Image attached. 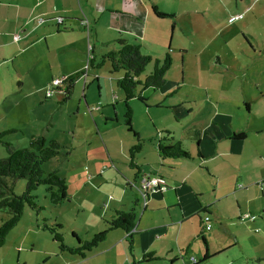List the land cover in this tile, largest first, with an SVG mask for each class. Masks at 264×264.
Masks as SVG:
<instances>
[{"label": "rangeland", "instance_id": "374dc122", "mask_svg": "<svg viewBox=\"0 0 264 264\" xmlns=\"http://www.w3.org/2000/svg\"><path fill=\"white\" fill-rule=\"evenodd\" d=\"M156 1L165 10L193 8L201 13L194 14L193 21L180 22L172 36L171 26L174 20L169 18L157 20L155 26L147 29L149 35L155 36V42L157 39L165 43L161 48L148 43L149 49L156 53L160 51L158 55L160 61L165 50H168L167 42L171 43L174 50L172 65L165 73V84L157 90L139 87L138 96L129 101L132 110L131 126L137 133V138L139 136L141 143L145 144L147 155L150 156L151 152L148 150L152 148L150 139L155 142L157 140L158 133L154 132V135L149 137L151 131L155 130V126H167L170 129L183 126L182 124L176 126L172 112L170 113L171 109L166 108L165 105L170 102L168 99L170 93H166L167 86L173 92L172 96H177L174 92L178 85L175 86L174 82L186 85L189 89L192 88L191 92L194 93L195 99L200 97L199 89L209 90V96L212 99V104L206 107L200 106L201 102L198 101L196 106L190 107L188 115L180 117V123L191 118L194 120L208 118L216 112L217 105L221 104V108L226 107L232 115L234 119L232 124L239 126L238 128L248 135L244 153L250 157L253 149H257L258 152L264 149V100L263 102L257 101V98L264 92V0ZM241 7H248V12L245 13L247 10L244 11ZM240 10L244 11L243 18L238 20L240 27L226 29L222 35L227 40L223 45V52L217 51L216 43L218 42L216 40L208 46L206 39L213 33L212 23L219 21L222 24L228 20V16ZM194 24L196 26L192 31L186 29ZM200 25L207 29L197 28ZM117 26L125 29L128 25L122 22ZM100 31L101 29L99 33ZM122 32L123 38L121 39L127 38L128 42L134 41L133 37L126 33L127 31ZM117 34L118 31L115 30V35ZM140 39L137 38V40ZM90 42L93 43L92 40ZM43 45V39L33 43L32 48L20 54L13 63L11 62L12 57L5 63H1L3 59L0 57V133H3L0 136V159L6 156L2 141L9 142L13 148H24L28 146L32 135H42L47 141L56 140L61 146L59 154L44 162L41 168L44 173L56 170L58 175L65 179L67 198L57 205H52L45 187L37 186L32 194L35 196L36 204L43 209L37 214L27 206L24 208L17 225L11 228L5 237L6 244L1 247L2 253L7 251L12 259L8 260L3 255L0 257L2 258L0 264H20L18 262L24 257L37 262L42 256L41 251L49 255L50 260L46 264H78L83 259L79 255L59 251L57 243L52 240L51 234L42 228V224L45 222L62 225L63 228L60 231L64 242L73 245L75 240L71 236L72 232L82 240L90 238L92 234L104 229L103 220L108 219L113 212L112 206L124 204V200L127 202V199L135 195V191L132 190L130 193L124 182V178L133 180L135 169L128 165L129 147L123 145L121 135L131 140L135 138L126 131L123 125V93L116 85L119 72H112L106 63L97 69H91L90 66L87 68L86 55L78 54L79 52L75 51L77 46L67 50L64 56L63 52H43ZM179 48H186L187 52L181 54ZM13 50L11 45H6V56L12 55ZM103 53L98 52L96 59ZM181 55L185 57L183 63ZM158 56L153 58H158ZM27 57L35 58V61L31 62L33 70L25 76L23 85L20 86L21 79L16 77L13 71L19 66V70L25 72L29 63H25L23 59ZM51 59L56 65L58 62H66L64 66L55 68L56 71L51 75L52 79L61 78L60 74L66 68L80 67L79 72L85 70L84 75L73 74L76 79L72 94L65 101H61L63 85L62 88H53L52 95L48 98H45L46 85L41 87L37 85L38 82L44 80L38 71ZM210 59L215 67L206 66V61L210 62ZM17 60L24 62L18 64L20 62ZM228 64L238 71L229 68ZM152 66L151 61L140 79L150 72ZM95 76H98V79H95ZM110 81L119 91V101L112 97L109 89ZM161 88L165 89L163 95L159 94ZM144 89L146 96L142 94ZM182 90L184 91V88ZM262 97L264 98V94ZM152 103H159L161 107L149 105ZM247 103L250 105L248 112L245 110ZM148 106L153 107L149 112L146 109ZM167 110L169 113L165 114ZM247 119H250L248 126L245 125ZM228 123L225 121V124ZM259 129L261 131L256 133L255 130ZM174 132L176 139L173 141L182 142L177 138L180 131L175 130ZM181 138L183 140L181 145L186 149L189 146V139ZM193 143L195 145V141ZM25 184V179H17L12 187L13 193L21 194ZM126 206L131 208L130 203ZM4 218L6 214L0 211V222ZM231 218L213 223L211 230L203 233L207 239L205 243L197 234L190 241L186 254L184 253L186 247L181 250V253L175 248L173 256L176 259L173 262L170 261L171 257L166 259L161 256L148 263H142L139 258L135 264H187L190 262V256L196 258L197 264L262 263L264 259L260 261L258 254L261 247H264V243L259 239L258 232L260 228L261 232H264V221L257 219L258 224L253 225L248 220H237L234 216ZM256 227L259 228L258 232H256ZM111 232L123 233L121 229L111 230ZM210 232L218 235L209 236ZM13 244L20 246V252L15 251L16 247ZM207 247L208 258L202 260ZM220 247L224 249L216 251ZM30 249L32 250L29 251ZM95 250L94 248L86 253L88 258L82 264H111L103 260L97 263L91 260L89 257ZM130 256L132 258L131 254ZM116 262L120 263V258Z\"/></svg>", "mask_w": 264, "mask_h": 264}, {"label": "crops", "instance_id": "0c3cea01", "mask_svg": "<svg viewBox=\"0 0 264 264\" xmlns=\"http://www.w3.org/2000/svg\"><path fill=\"white\" fill-rule=\"evenodd\" d=\"M151 6H154L159 12L172 15L173 18L158 17ZM241 8L244 11L247 10L245 13L248 12V7ZM244 11L240 10L230 16L243 14ZM198 13L201 12H197L193 8L180 10L171 8L165 10L157 4L156 0H0V57L3 59L1 63H5L11 57V62L13 63L20 54L31 49L33 43L42 39L44 40L43 52H63L65 56L67 50L77 46L75 51L79 52L78 54L84 53L87 59L90 51L96 58L98 52L105 53L110 48L116 47L114 40L123 38V30L133 37V42L139 43L143 54L155 57L160 55V51L156 53L149 49L148 45L153 44L161 48L162 46L164 47L165 43L157 39V42H155V36L149 35L147 29L155 26L157 20L169 18L174 20V24L171 26L172 36L180 22L193 21L194 14ZM230 16L222 24L219 21L213 22L211 26L213 33L210 35V39H206L207 43H209L208 46L216 40L218 42L216 43L217 51L220 53L223 52V45L227 41L222 36L225 30L239 28L240 23L238 20L243 18L242 16L229 21ZM38 18L41 21L38 22ZM57 19H61L60 24H57ZM83 19L87 20V28L80 25V21ZM122 22L128 25L127 28L123 29L117 26L118 23ZM189 26L186 29L192 31L196 24ZM197 28L207 29V27L201 25ZM115 30L118 31L117 36L115 35ZM138 37L141 39L137 40ZM124 39L127 41V38ZM149 39H151V42H149ZM91 40L94 44H91ZM220 42L222 44H219ZM167 43L169 45L168 50H165L164 54L168 52L173 62L174 50L171 47V43ZM6 45H11L14 48L12 55L6 56ZM205 45L207 46V44ZM179 51L182 54L186 53L187 49L179 48ZM184 58V55H181L182 63ZM34 59V57L23 59L25 63L30 64H27L25 72H21L19 66L17 67L18 70L16 68L13 71V74L21 79L20 86L23 85L25 76L32 72L33 64L31 62H34ZM211 59L210 62L206 61V66L211 67L213 65ZM23 60H17L20 62L18 64L24 62ZM71 61L72 59L69 60L70 63ZM50 62L52 63V59L48 60L46 66L41 67L40 71H38L44 79L38 82L37 85L40 87L47 86L52 79V73L56 71L55 68L62 67L66 63L62 61V64L58 62L56 65ZM217 62L218 58L216 59ZM105 63L107 64V62ZM228 67L234 69L231 64H228ZM225 68L224 70H226ZM79 70L80 67L66 68L61 72L60 77L70 76L74 73L76 75L80 73ZM235 70L238 71L237 69ZM216 73H220V71H216ZM118 75L117 78L121 76L120 73ZM95 79H98V76H95ZM174 83L175 86L178 85L174 92L177 96L173 97V92L167 86L166 93H170V96H168L170 102L165 105L166 108L171 109L170 113L172 112V118L176 122V126L180 124L183 126L180 125V127L172 129L162 125L155 126V130L151 131L149 137L153 136L154 132L157 133L167 129L172 132V139L175 140L174 131H180L177 138L182 142L181 137L189 139V146L186 149L191 157L160 158L156 149V142L152 139H150L152 148L148 150L151 153L148 156L145 151V144L142 142L141 149L134 155V163L137 168H134L135 170L133 171H135L134 174L136 173V175L133 174V180L124 178L125 187L130 193L134 190L135 195L134 197L132 195L131 199H127V202L124 200V204L112 206V211L115 209H130L126 206L127 203H130V207L135 211L136 224L133 236V256L131 258L127 249L125 233L110 231L111 233L108 232L105 240L95 247L96 250L89 257L95 263L103 260L111 264H134L135 261H139L143 254L149 252H153L158 257L176 259L173 256L175 248L181 253V250L186 247L184 250L186 254L190 241L197 234L207 240L203 234L206 230L202 220V216L206 215V213L209 214L211 227L213 223L221 222L224 219H232L231 217L233 216L237 220H248L253 225L258 224L257 219L264 221V149L259 152L257 149H253L250 152V157L244 153L248 135L244 134L241 138H232L233 134L243 133L244 130H240L239 126L232 124V121H234L232 115L229 114L226 107L221 108V104L217 105L216 112L208 118H199L197 120L191 118L184 123H180V117L188 115L190 107L196 106L198 101L201 102H199L200 106L206 107L212 104V99L209 96V90L199 89L200 97L195 99L194 93L191 92L192 88L189 89L186 85ZM182 88H184V91ZM109 89L112 97L119 101V91L112 85L111 81ZM145 89L142 94L146 96ZM164 90L161 88L159 94L163 95ZM263 94L264 92L257 98V101L263 102ZM220 99L223 100L222 97ZM149 105L157 108L161 107L159 103ZM153 107L148 106L146 109L149 112ZM249 109L250 105L247 103L245 106L246 112ZM168 113L169 111L167 110L165 114ZM151 121L155 123L153 119ZM225 121L229 123L225 124ZM249 121L250 119H247L245 125L248 126ZM260 131L261 129L255 130L256 133ZM135 139H127L123 137V134L121 135V141L127 147L133 145L136 142L133 141ZM138 139L140 140L139 136ZM193 141H195V145ZM151 176H158L161 181L158 187L146 192V198L143 200L137 187L140 180ZM136 205H138V209H136ZM244 214H251L256 217L253 220L248 217L241 219ZM211 227L209 230H211ZM258 227L255 228L256 232L259 230ZM260 232L261 228L258 232L260 234L259 239L264 243V232ZM217 235V233L214 234L213 232L209 234V236ZM5 244L6 240L0 246V257L5 255L10 260L12 259L11 255H8L7 251L3 253L1 251L3 250L1 247ZM13 245L16 247L15 251L20 252V246L18 244ZM31 246L33 247V244ZM222 249L224 247H220L216 251H222ZM208 252L207 247L204 251L207 258ZM41 253L40 261L34 262V259L24 257L18 263H48L50 260L49 255L43 251ZM53 253L52 251V256ZM258 255H260L258 257L260 261L264 259V247H261ZM86 258L88 257L82 258L83 261L78 264L85 262ZM118 258H120V263L116 262ZM63 260L68 261L67 259ZM195 263H198V261L196 260ZM195 263L190 260L187 264ZM257 263L264 264V261Z\"/></svg>", "mask_w": 264, "mask_h": 264}, {"label": "trees", "instance_id": "16d2710c", "mask_svg": "<svg viewBox=\"0 0 264 264\" xmlns=\"http://www.w3.org/2000/svg\"><path fill=\"white\" fill-rule=\"evenodd\" d=\"M151 7L158 17L173 18L172 15L159 12L154 6ZM114 42L116 47L107 50L99 57L100 59H96L89 51L86 59L87 68L90 66L91 69H97L107 62L112 72L120 73L121 76L116 79V85L123 93V125L126 131L136 138V142L128 148V165L132 168H137L134 163V155L139 152L142 143L131 126L132 110L129 101L138 96L139 87L151 89L162 87L166 82L165 73L172 64V58L168 52L164 54L161 61L149 54H143L138 42H128L121 38H116ZM151 61L153 62L152 69L144 75L143 79H140L141 74ZM84 73L85 70L76 74V76L79 74L84 75ZM74 81V75L64 77L61 101L67 100L72 94ZM58 88H62V86ZM45 98L48 97L45 95ZM157 133L156 149L160 158L191 157L189 151L181 145L179 140L172 141V132L170 130L164 129ZM2 134L0 133V136ZM243 136L244 133H238L233 134L232 138H241ZM2 144L5 148L6 156L0 159V211L6 214V218L0 222V246L4 243L9 230L19 221L26 206L37 214L43 209V207L36 204L35 196L32 194V191L37 186L43 185L45 187L46 192H48L49 202L52 205H57L67 198L65 179L59 176L56 170L44 173L41 168L44 162L59 154L61 146L56 140L50 139L47 141L42 135H32L28 146L24 148H13L9 142L5 141H2ZM20 178L26 180L24 191L21 194H14L12 187L14 182ZM103 223L105 225L104 229L92 234L88 239L82 240L72 232L71 236L75 240L73 245L64 242L63 234L60 231L63 228L62 225L44 222L42 228L51 234V238L57 243L59 251L76 254L81 258H84L87 252L92 251L99 243L103 242L108 232L121 229L125 233L127 249L133 256V236L136 224L134 209H115L108 219L103 220ZM200 234L202 235V233ZM201 239L205 243L203 236H201ZM205 258H207L206 253L203 255L202 260ZM153 259H159L153 252L145 253L141 256L142 263H148ZM173 260L175 259H170L171 262Z\"/></svg>", "mask_w": 264, "mask_h": 264}, {"label": "built area", "instance_id": "2783aa9c", "mask_svg": "<svg viewBox=\"0 0 264 264\" xmlns=\"http://www.w3.org/2000/svg\"><path fill=\"white\" fill-rule=\"evenodd\" d=\"M242 17V14H237V15H234V16H230L229 17V21H232V20H235V19H238V18H241ZM37 21H41V19H37ZM57 24H60L61 23V19H57L56 20ZM80 25L82 27H85L87 28V20L86 19H83L80 21ZM63 80H64V77H61V78H53L46 86V93L45 95L47 97H50L52 95V91L54 89H56L57 87H60L62 86L63 84ZM54 88V89H53ZM161 179L160 177H156V176H151V177H147V178H144L143 180H140L139 184H138V187H137V190L139 192V195L140 197L145 200L146 198V192L149 191V190H152L153 188H156L158 187L159 183H160ZM248 217L250 220H253L256 216L254 215H248V214H244L241 219L243 218H246ZM202 220H203V223H204V229L205 230H209L210 227H211V221H210V217H209V214L206 213V215L202 216ZM190 260L192 263H195V258L194 257H190Z\"/></svg>", "mask_w": 264, "mask_h": 264}]
</instances>
